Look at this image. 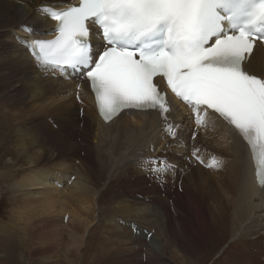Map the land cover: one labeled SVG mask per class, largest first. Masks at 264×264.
<instances>
[{
	"label": "bare ground",
	"instance_id": "obj_1",
	"mask_svg": "<svg viewBox=\"0 0 264 264\" xmlns=\"http://www.w3.org/2000/svg\"><path fill=\"white\" fill-rule=\"evenodd\" d=\"M58 1L0 0L1 100L4 107L7 100L19 102L12 111L19 112L13 115L15 123L2 136L3 149L10 166L24 168L14 217L15 226L23 215L36 218L32 230L40 236L36 251L42 256L34 264L58 263L48 253L61 238L55 227L61 218L68 219L66 226L63 222L68 229L64 259L79 263L91 225L88 212L96 200L92 182L102 165L111 171L112 162L129 169L119 188L134 195L116 200L119 214L113 213L117 217L102 233L104 249L111 250L99 264H190L186 255L203 252L214 221L227 210L232 211L234 234L245 229L264 232V187L255 180V156L251 145L226 124L213 123L215 118L206 115L205 128H197L192 139L197 122L185 104L173 99L164 122L156 112L126 111L104 124L85 80L37 63L30 42L54 33V19L41 9L65 6L52 3ZM94 43L99 47L98 39ZM248 67L264 78V49L255 47ZM88 135L99 150L96 156L79 151ZM190 154L197 160L188 159ZM157 157L159 163L153 159ZM41 224L46 230L42 234ZM261 257L260 263L255 258L250 264H264V250Z\"/></svg>",
	"mask_w": 264,
	"mask_h": 264
},
{
	"label": "snow or ice",
	"instance_id": "obj_2",
	"mask_svg": "<svg viewBox=\"0 0 264 264\" xmlns=\"http://www.w3.org/2000/svg\"><path fill=\"white\" fill-rule=\"evenodd\" d=\"M221 4L232 7L231 0H79L61 10L41 9L56 20L51 31L57 35L36 39L30 47L39 65L59 74L79 72L105 120L125 110H156L167 118L166 94L153 82L162 76L196 122L205 113L251 145L259 176L264 78L250 72L248 64L254 42L264 41V34L223 30L216 10ZM253 16L264 19V0ZM161 25L167 29L168 50L149 55L133 46ZM153 159L159 163L160 158Z\"/></svg>",
	"mask_w": 264,
	"mask_h": 264
},
{
	"label": "rangeland",
	"instance_id": "obj_3",
	"mask_svg": "<svg viewBox=\"0 0 264 264\" xmlns=\"http://www.w3.org/2000/svg\"><path fill=\"white\" fill-rule=\"evenodd\" d=\"M1 57L0 55V58ZM1 92L4 91H0V264H34L35 259L42 256V252L36 251L37 247H41L40 244L37 243L40 236L34 235L32 230L36 218H32L33 215H30L31 218L23 215L22 223L19 226H15L16 220L14 217L17 207V198L19 199V197H17L19 188L18 182L24 177V168L10 166L8 162L9 156L4 154L3 149L5 137L2 136L10 130V126L14 125L13 115L18 111H12L14 106L18 105L19 102L17 103L14 99L7 100L6 107H4L2 102V100L5 101L4 93ZM77 97L79 98V96ZM83 109L84 107H81L79 113H83ZM2 115L7 119L2 117ZM25 122L27 123V121ZM52 129H55L54 125ZM91 139L93 138L88 135L85 139L86 143H83V149H79V151L85 152V150H87L89 154L91 153L96 156L99 150L93 147L94 142ZM63 142L64 140L62 139L58 145H62ZM191 158L190 154L188 159ZM123 165L122 162H118L117 164L112 162L110 164V167H112L111 171L109 168L102 165L98 171V177L92 182L93 190L96 192V200L93 202L88 212L91 225L86 233L85 243L79 249L81 253L77 256L79 260L78 264H99L98 261L100 257L109 255L108 251L111 249H104L106 246L103 244L102 233L112 218L117 217L114 216L113 213L119 214V210L115 203L116 200L120 199V196L131 197L134 195L132 191L123 190L122 192L119 188L123 176L127 174V170H129L126 168V165ZM204 165L205 164H203L202 167H204ZM178 185L177 183V186ZM128 193L131 194L129 195ZM231 212L232 211L227 210L224 214L225 217L223 216V218L218 221H214L212 236L206 242L205 249L202 250L203 252H201V254L186 255L190 264H250V261L255 258H258V263H260V260H262L261 251L264 250V232L257 231L253 233L251 230L245 229L240 233L234 234L236 230L231 227L233 221ZM58 221L55 227L58 230L60 228L61 238H58L56 242L60 243V250L57 249V243H55L56 249L52 251V254H50V252L48 254L52 256L54 262L58 261L56 264H69L65 260L67 258L66 247L68 234L66 233L68 229L64 227L68 219L61 218ZM59 223H61V226ZM40 227L42 228V224ZM123 228L126 230L125 227ZM43 230L45 229H40L41 234ZM135 231L136 228H134L133 233ZM144 232L146 231L144 230ZM151 233L152 231L147 234L145 244L150 243ZM194 237H196V235ZM200 246H202V241H200ZM135 254L139 259V254Z\"/></svg>",
	"mask_w": 264,
	"mask_h": 264
}]
</instances>
